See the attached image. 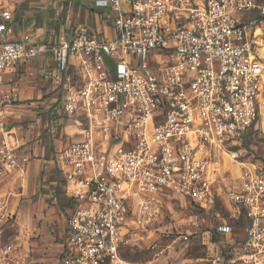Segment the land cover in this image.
<instances>
[{
	"label": "built area",
	"instance_id": "obj_1",
	"mask_svg": "<svg viewBox=\"0 0 264 264\" xmlns=\"http://www.w3.org/2000/svg\"><path fill=\"white\" fill-rule=\"evenodd\" d=\"M90 2L95 24L53 36L54 65L42 72L77 129L56 156L74 204L56 264H159L205 219L199 264H264V160L246 163L238 151L264 112L254 41L264 1ZM16 4L0 0V264H48L3 237L16 220L3 183L26 167L7 140L18 95L2 89L4 75L42 52L29 35L13 37ZM166 197L193 212L190 231L150 243L148 261L129 259L131 225L154 220ZM223 198L227 216L204 218Z\"/></svg>",
	"mask_w": 264,
	"mask_h": 264
},
{
	"label": "crops",
	"instance_id": "obj_2",
	"mask_svg": "<svg viewBox=\"0 0 264 264\" xmlns=\"http://www.w3.org/2000/svg\"><path fill=\"white\" fill-rule=\"evenodd\" d=\"M16 2L13 37L22 39L24 35H29L42 52L37 59L15 64L4 75L2 89L16 91L18 95L16 104L8 108L7 140L11 146L18 148L26 167L21 177L14 174L3 183V188L10 192L9 208L16 218L13 225L3 231V237L13 242L19 253L28 256L31 261L56 264L63 250L66 214L74 207L69 198L73 187L59 173L56 156L63 146L76 137L77 129L74 127L67 140L62 135L58 137V128L50 129L51 115L55 119V116H61L63 120L65 117L60 108L57 109L55 105L51 107L50 102L55 97L41 101L49 93L42 72L46 66L54 65L49 50L53 36L79 24L94 25L95 22L90 15V0ZM11 3L14 4L13 1ZM31 98L36 100L27 103ZM34 104L41 107L39 116L29 115L25 110ZM63 120L60 119V122ZM46 196L50 201L46 200Z\"/></svg>",
	"mask_w": 264,
	"mask_h": 264
},
{
	"label": "rangeland",
	"instance_id": "obj_3",
	"mask_svg": "<svg viewBox=\"0 0 264 264\" xmlns=\"http://www.w3.org/2000/svg\"><path fill=\"white\" fill-rule=\"evenodd\" d=\"M264 1V0H262ZM257 28H261L262 34L254 36V41L257 42L259 51L264 54V23L259 24ZM68 30V29H66ZM46 89L49 90L48 95H44L41 98V101L46 98H54V101L50 102L51 107L55 105L58 109L60 108L61 95L58 90H55L53 85L50 82H46ZM44 91V88H42ZM36 100L31 98L27 103ZM40 105H32L30 108H27L26 112L29 115L39 116ZM49 115H51L49 113ZM55 118L49 117V127L50 129L56 130L58 128V137L59 135L63 136L64 140H67V137L74 131V124L71 120L61 116H55ZM52 119V120H51ZM60 119L63 122H60ZM58 126V127H57ZM28 131V128L26 129ZM240 152V159L244 162H259L264 160V112L261 116L259 124L251 129L243 138L241 144L238 147ZM47 197V196H46ZM53 197V192L52 196ZM49 198L47 197V201ZM229 203L225 198H223L215 206L214 210L204 218H216V213H219L220 217H226L228 214ZM193 212L189 208L182 206L179 201L174 198H164L160 206L157 216L150 223L146 224H137L134 223L133 231L136 232L131 237V243L126 249V255L137 262H145L151 259L152 253L149 251L148 246L152 242L161 243L163 245L169 244L172 237L177 236L178 234L185 233L190 231L193 221ZM213 221V220H212ZM199 224V222H198ZM211 225V219H205L204 223H201L200 229H197V233L188 237L184 242H179L174 245V247L168 249L164 256L159 259V264H199V259L205 257L209 253L208 245L202 244L201 231L206 229V226ZM138 226V228H136ZM194 231V230H193Z\"/></svg>",
	"mask_w": 264,
	"mask_h": 264
},
{
	"label": "bare ground",
	"instance_id": "obj_4",
	"mask_svg": "<svg viewBox=\"0 0 264 264\" xmlns=\"http://www.w3.org/2000/svg\"><path fill=\"white\" fill-rule=\"evenodd\" d=\"M262 34V31H261V28H256L255 30V36H258L260 37V35Z\"/></svg>",
	"mask_w": 264,
	"mask_h": 264
},
{
	"label": "trees",
	"instance_id": "obj_5",
	"mask_svg": "<svg viewBox=\"0 0 264 264\" xmlns=\"http://www.w3.org/2000/svg\"><path fill=\"white\" fill-rule=\"evenodd\" d=\"M128 257V256H127ZM129 259L133 260L132 258L128 257Z\"/></svg>",
	"mask_w": 264,
	"mask_h": 264
}]
</instances>
